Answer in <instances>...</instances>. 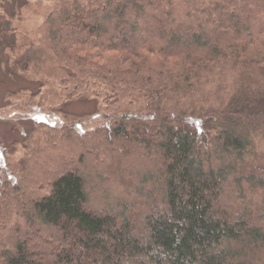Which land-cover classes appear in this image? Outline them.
<instances>
[{"label":"trees","instance_id":"trees-1","mask_svg":"<svg viewBox=\"0 0 264 264\" xmlns=\"http://www.w3.org/2000/svg\"><path fill=\"white\" fill-rule=\"evenodd\" d=\"M27 34L7 97L58 107L0 137V264H264V0H54Z\"/></svg>","mask_w":264,"mask_h":264},{"label":"rangeland","instance_id":"rangeland-1","mask_svg":"<svg viewBox=\"0 0 264 264\" xmlns=\"http://www.w3.org/2000/svg\"><path fill=\"white\" fill-rule=\"evenodd\" d=\"M53 2L54 0H0V137L5 150L10 152L12 156L18 158L22 157L26 152L23 139L25 137V130L32 124V121L26 118L27 115H25L24 110L28 108L27 110L32 111L35 108L33 106L42 105L45 114L41 118H47L54 123L51 116L53 112L51 110L53 107H58V104L54 102L49 104L53 107H50L47 103L40 104L41 99H39V96L32 98L33 100H28V98L20 101L8 99L7 93L10 90L30 88L32 91H36L38 84L21 76L9 78L3 73L14 54V51H11L7 46L12 42L20 44L23 36L32 31L44 20L48 11L51 10ZM21 101H25L26 104H23ZM67 104L64 107L73 111L91 112L96 109V101L94 100L74 101ZM30 114H33V112ZM20 121H23L22 126ZM93 127L94 124L90 122L89 125L85 126V129H91ZM63 132L57 131L52 135L59 136ZM39 138H42L44 141L47 137L41 135ZM47 144L50 146L53 143L49 142ZM41 148L45 150V154L49 159L58 161L61 157V155H56V152L52 153L47 149V145Z\"/></svg>","mask_w":264,"mask_h":264}]
</instances>
